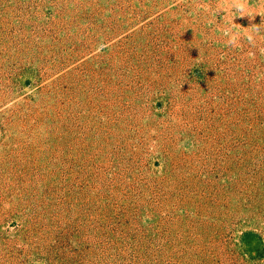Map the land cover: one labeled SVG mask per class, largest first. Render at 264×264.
Segmentation results:
<instances>
[{
	"label": "rangeland",
	"instance_id": "rangeland-1",
	"mask_svg": "<svg viewBox=\"0 0 264 264\" xmlns=\"http://www.w3.org/2000/svg\"><path fill=\"white\" fill-rule=\"evenodd\" d=\"M0 264H264V0H0Z\"/></svg>",
	"mask_w": 264,
	"mask_h": 264
}]
</instances>
